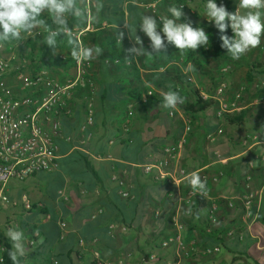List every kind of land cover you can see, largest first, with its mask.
<instances>
[{"label":"crops","instance_id":"0c3cea01","mask_svg":"<svg viewBox=\"0 0 264 264\" xmlns=\"http://www.w3.org/2000/svg\"><path fill=\"white\" fill-rule=\"evenodd\" d=\"M156 1L103 0L99 22L91 21L92 28L87 32L105 29L115 35L116 23H139L142 14L151 15L148 5ZM187 2L191 13L184 12L186 17L194 27H203L210 39L207 48L193 52L199 66L189 59L190 50L181 54L169 46L168 57H139L135 66L139 72L135 73L126 68V48L108 44L104 37L86 41V45L103 49L88 68L95 84L96 110L91 155H86L90 166L85 164V156L62 137L58 140L59 169L34 177L58 181V188L44 191L33 186L24 194L32 207H38L36 210L24 207L18 191V183L22 182L8 185L10 202L0 207V236L9 241L5 232L10 222L24 232L27 254L21 264H39L43 256L48 264H92L94 252L107 264H264V36L260 46L233 60L226 49L214 50L219 33L204 16L206 3ZM216 3L235 12L238 0ZM159 12L160 16L168 15L163 8ZM43 18L55 28L47 14ZM74 21L69 19L74 30L87 26L81 28ZM40 31L42 35L35 40L28 37L19 45L10 44L25 64V74L46 73L63 85L73 81L77 63L67 41L58 42L56 55L50 49L44 57L48 46L40 41L47 33ZM226 34L233 35L230 27ZM145 42L147 48V37ZM125 44L128 46L127 41ZM223 86L221 102L228 104L229 110L219 118L216 98ZM169 90L186 97L184 105L174 109V115L173 109L161 106L163 93ZM239 91L242 97L238 100ZM88 92L73 91L69 104L74 115L64 121V136L81 135ZM196 92L207 93L215 104L205 112L189 114L185 106L194 102ZM129 114L130 132L124 135L123 123ZM179 140L185 141L184 148L170 167L184 169L186 176L198 172L208 188L204 196L208 204L198 214H194L195 198L190 196L193 189L185 181L186 176L174 182L167 177L156 179L155 172L144 170L145 164L164 160L165 150ZM114 173L125 180L130 199L121 196L112 179ZM211 199L220 201L219 223L214 226L209 224ZM246 199L253 203L251 218L243 207ZM227 201L234 206L230 208ZM94 215L98 216L96 220ZM59 220L65 223L64 229L58 226ZM178 225L182 226L180 231ZM110 226L114 238L109 236ZM216 230L223 232L222 240L214 233ZM178 232L186 243L180 257L175 243L162 246ZM31 233L38 234L33 241L42 238L43 244H31ZM80 239L87 245H81ZM94 239H98L97 244H92ZM216 247L218 252L206 253Z\"/></svg>","mask_w":264,"mask_h":264},{"label":"built area","instance_id":"2783aa9c","mask_svg":"<svg viewBox=\"0 0 264 264\" xmlns=\"http://www.w3.org/2000/svg\"><path fill=\"white\" fill-rule=\"evenodd\" d=\"M160 1V0H159ZM159 1L148 5V9L157 17L159 22L160 14L158 13ZM185 6L183 7V9ZM93 9H89L92 14ZM162 25V24H161ZM92 28L91 21L87 22V26L83 30H74L79 39L83 42V35ZM137 34L141 36L145 45V35L139 31ZM130 46V42L128 39ZM124 40V41H125ZM149 44V43H148ZM6 46L0 47V207L9 204L10 198L7 194L8 185L12 181L23 182L29 178L37 177L41 174L55 173L59 169V146L58 140L64 138L66 142L73 145V148L84 155H91L90 144L93 137V127L96 124L95 110V93L94 82L88 78V68L90 62L78 64L77 75L73 81L63 85L56 79L46 73H38L34 76L25 74V64L13 51L12 48ZM12 49V50H11ZM139 57L131 64L126 63L127 67L137 65ZM80 89L89 91L86 95L85 102V120L80 126L79 137L74 135L64 136V121L74 115V110L69 104V100L73 95V91ZM225 91V87H221L217 91V100H219V109L217 116L224 118L229 110V105L221 102V96ZM199 96L203 101H209L210 96L205 92H199ZM242 91L237 93V99H241ZM180 104L177 107H181ZM123 123V134L130 132L129 116ZM171 115H174V110H171ZM220 133L222 131L220 130ZM211 139L214 140L212 136ZM114 141L112 142V144ZM185 141L179 140L174 145L168 147L164 160H158L145 164L144 170L146 173H154L155 178L160 179L167 177L174 182L186 176L184 169L176 171L170 167L171 161L175 160L177 154L184 148ZM95 158H104L101 155L94 156ZM264 164V155L262 156ZM112 179L120 188V194L124 199H130L131 194L126 189L127 184L122 177L114 174ZM264 191V178H263ZM63 192L59 196H63ZM191 197L202 196L199 192H192ZM204 197V196H203ZM22 202L24 207L31 211L32 204L27 196H23ZM230 208L234 204L227 201ZM243 207L247 217H252L253 203L251 199H246L243 202ZM220 201L217 199L210 200L209 224L214 226L219 223ZM159 214V212H157ZM97 215L92 218L97 219ZM58 226L61 229L65 228V223L62 220L58 221ZM12 227V223H9ZM182 228L178 225V230ZM30 243L33 244V239L38 236L36 233H31ZM109 236L114 238L113 226L109 228ZM65 236L61 235V240H65ZM98 239H94L92 244H97ZM175 243L177 247V256L183 253L186 248V243L180 232L173 237L168 238L163 242L162 246L167 247ZM80 244L87 245L84 239H80ZM6 247L4 241L0 242V264L4 263L3 253ZM195 250V249H194ZM219 251V247L213 250H206L207 254H212ZM95 264H107L102 260L100 255L94 252ZM55 264H58L56 261ZM165 264H175L173 261H167ZM243 264V263H240Z\"/></svg>","mask_w":264,"mask_h":264},{"label":"clouds","instance_id":"9594fccd","mask_svg":"<svg viewBox=\"0 0 264 264\" xmlns=\"http://www.w3.org/2000/svg\"><path fill=\"white\" fill-rule=\"evenodd\" d=\"M105 5L103 0H0V47L4 42L16 41L19 45L28 37L36 39L42 35L41 29L47 33L40 41L47 45L56 55L58 48V36L67 38L71 48V57L78 64L98 60L103 49L98 45H84L70 26L69 19L74 18L77 24H86L89 21L99 22V14ZM184 5H169L168 15H162L159 23L156 16L142 14L139 23L131 24L127 20L123 24H115V41L119 47L125 39L130 46L124 49L125 62L131 64L137 57L159 58L168 57L169 46L179 50L181 54L190 51L195 52L201 47L209 46V35L203 27H194L193 22L183 12ZM94 9V14L89 9ZM47 14L55 28L47 25ZM204 16L218 30L220 47L226 49L233 60L240 59L261 44L264 36V0H238L235 12L227 10L216 0H206ZM162 24V27H160ZM231 28L233 35L226 34ZM137 28L150 41L147 48ZM162 107L175 109L184 104L186 97L178 91L169 90L163 93ZM253 161L252 163H255ZM185 181L194 192L206 196L208 188L206 181L201 179L198 172H191L185 177ZM191 210H189L190 212ZM5 236L11 242L8 256L12 264H21V258L26 256L24 232L17 227H9ZM43 239L33 241L43 244Z\"/></svg>","mask_w":264,"mask_h":264},{"label":"trees","instance_id":"16d2710c","mask_svg":"<svg viewBox=\"0 0 264 264\" xmlns=\"http://www.w3.org/2000/svg\"><path fill=\"white\" fill-rule=\"evenodd\" d=\"M159 1V0H158ZM188 0H160L159 1V8H158V13L159 10L161 8H163V10L167 13V8L169 7V5H172V4H175L176 6H180L181 4H183L185 6L183 10V12H189L191 13V11L188 9V6H187V2ZM192 1V0H191ZM204 3H206V0H202ZM148 2V1H147ZM151 15H153L152 12H150ZM92 14H94V9H93V12ZM155 16V15H153ZM43 18V16H42ZM76 21H74L75 23ZM93 23V22H92ZM159 23V22H158ZM77 24V23H75ZM79 27L81 28H84L86 26V24H78ZM160 27H162V25L160 24ZM106 34V35H105ZM104 37L106 40H107V43L108 44H116V41H115V35L113 34V31L112 30H105V29H97V31L95 32H86V34L84 35L83 37V42H84V45H86V41L88 39H99V38H102ZM57 41L58 42H66L67 41V38L64 37V36H58L57 37ZM126 41V40H125ZM125 41H123V43L121 44L122 47L124 48H127L129 47V44L128 46L125 44ZM16 41H11V43H15ZM32 42V41H31ZM128 42V41H127ZM220 42V40L218 41ZM216 43L214 47V50H218L220 46L219 43ZM50 51V48L48 47H45L44 49V53H43V56L45 57ZM208 53V51H206ZM215 52V51H214ZM193 51H190V55H189V59H192V61L198 65L197 63V59L193 57ZM136 65H133L131 67H127L129 70H132L133 72L135 73H138L139 70L135 67ZM199 66V65H198ZM199 70V69H198ZM89 79H91L89 76H88ZM92 80V79H91ZM149 98V97H148ZM215 102L214 100H209V101H203L200 96H199V93L196 92V96H195V100L194 102L192 103H187L186 106H185V110L186 112H188L189 114H197V113H202V112H205L206 110H208L209 108H211L212 106H214ZM84 157V162L87 166H90V162H89V156H86L84 154H82ZM116 175H118L119 177H122L120 176L118 173H114ZM208 204V201L203 197V196H196L195 197V209H194V214H198L200 210H202L203 208H205ZM34 210H36L38 207H32ZM42 213L44 215H47L48 213L46 212L45 209H41ZM224 227V226H223ZM220 230V229H219ZM219 230H216L214 231V233L216 235H218V238L219 240H222V234L223 232H219ZM4 241V244H5V247H6V250L5 252L3 253V258H4V263L2 264H12V261L10 260L9 256H8V250L11 249V243H9V241H6L5 239H3V237L0 236V242ZM93 255V252L91 253ZM29 256V255H28ZM93 257V256H92ZM24 257L21 258V263L24 261ZM92 264H95V260L92 262Z\"/></svg>","mask_w":264,"mask_h":264},{"label":"rangeland","instance_id":"374dc122","mask_svg":"<svg viewBox=\"0 0 264 264\" xmlns=\"http://www.w3.org/2000/svg\"><path fill=\"white\" fill-rule=\"evenodd\" d=\"M190 4H192V2H190ZM3 44H6L7 48H9L11 45V42H4ZM108 48V45L106 46ZM163 108V107H162ZM165 109V108H163ZM15 183H18V182H15ZM20 184V188H19V192H20V197L21 199L23 198L24 194H28L31 187L33 186H36L44 191H54L58 188L57 184H58V181H52V180H48L44 177H38L36 179L34 178H31V179H28L26 180L25 182L23 181L22 183H18ZM23 203V202H22ZM43 217V216H42ZM49 262H47V260L45 259V257H41L40 258V262L39 264H48Z\"/></svg>","mask_w":264,"mask_h":264}]
</instances>
